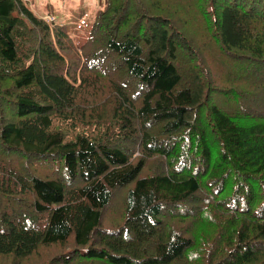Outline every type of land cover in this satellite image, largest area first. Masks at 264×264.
Here are the masks:
<instances>
[{"label": "trees", "instance_id": "trees-1", "mask_svg": "<svg viewBox=\"0 0 264 264\" xmlns=\"http://www.w3.org/2000/svg\"><path fill=\"white\" fill-rule=\"evenodd\" d=\"M29 1L0 0V264H264V0H102L81 45Z\"/></svg>", "mask_w": 264, "mask_h": 264}, {"label": "rangeland", "instance_id": "rangeland-1", "mask_svg": "<svg viewBox=\"0 0 264 264\" xmlns=\"http://www.w3.org/2000/svg\"><path fill=\"white\" fill-rule=\"evenodd\" d=\"M102 0H31L29 6L42 13H48L57 22L66 27L77 45L83 44L88 36L96 13L101 8Z\"/></svg>", "mask_w": 264, "mask_h": 264}, {"label": "built area", "instance_id": "built-area-1", "mask_svg": "<svg viewBox=\"0 0 264 264\" xmlns=\"http://www.w3.org/2000/svg\"><path fill=\"white\" fill-rule=\"evenodd\" d=\"M47 17H49V16H47ZM50 19L53 20V17H51Z\"/></svg>", "mask_w": 264, "mask_h": 264}, {"label": "crops", "instance_id": "crops-1", "mask_svg": "<svg viewBox=\"0 0 264 264\" xmlns=\"http://www.w3.org/2000/svg\"><path fill=\"white\" fill-rule=\"evenodd\" d=\"M47 16H50V15H47Z\"/></svg>", "mask_w": 264, "mask_h": 264}, {"label": "clouds", "instance_id": "clouds-1", "mask_svg": "<svg viewBox=\"0 0 264 264\" xmlns=\"http://www.w3.org/2000/svg\"><path fill=\"white\" fill-rule=\"evenodd\" d=\"M54 19V18H53Z\"/></svg>", "mask_w": 264, "mask_h": 264}]
</instances>
